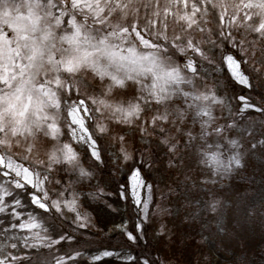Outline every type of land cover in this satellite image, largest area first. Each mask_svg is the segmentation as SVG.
I'll return each mask as SVG.
<instances>
[{
	"label": "snow or ice",
	"instance_id": "obj_1",
	"mask_svg": "<svg viewBox=\"0 0 264 264\" xmlns=\"http://www.w3.org/2000/svg\"><path fill=\"white\" fill-rule=\"evenodd\" d=\"M261 76L264 0H0V264H157L132 247L161 208L143 152L119 189L136 217L135 231L113 229L128 251L72 248L94 226L90 202L112 209L93 184L108 165L101 139L113 137L125 167L135 157L124 129L149 149L154 137L170 167L194 160L203 178L185 176V199L219 217L225 205L208 185L264 158V97L233 95L232 105L222 92L252 90ZM253 112L259 123L246 122ZM64 225L72 231L57 232Z\"/></svg>",
	"mask_w": 264,
	"mask_h": 264
},
{
	"label": "rangeland",
	"instance_id": "obj_2",
	"mask_svg": "<svg viewBox=\"0 0 264 264\" xmlns=\"http://www.w3.org/2000/svg\"><path fill=\"white\" fill-rule=\"evenodd\" d=\"M256 79L258 86L264 91V76ZM224 97L227 103L229 98ZM220 112L221 109L217 108L218 116ZM253 120L260 122L257 117L246 122ZM119 131L114 130V134ZM121 134L127 136L130 154L133 155L135 149L146 147L138 132L124 129ZM172 134L175 135V132ZM146 139L154 141L151 150L161 157L160 164L151 171L159 187L158 194L161 196L163 192L167 196L170 187L179 189L171 197L167 196L164 203L159 204L161 208H156L148 221L149 242L155 246L162 260L166 264H204L200 259L205 256L208 260L206 264H235L244 255V264H264V158H248L243 169L225 177L214 186L208 185L215 191L216 198L225 205L219 217L198 214L195 203L189 206L185 199L183 183L186 175L196 180L203 178L195 161H190L188 168L183 165L180 168L170 167L164 151L155 148V138L149 136ZM104 142L116 163L113 153L118 151V146L113 137L105 136ZM131 161L128 162V167L116 163L121 179L128 177ZM56 178L54 173L53 181ZM96 183L94 180L93 184ZM218 219L222 228L218 227ZM114 228L108 233L112 238L118 234L113 232ZM89 230L99 231L95 224Z\"/></svg>",
	"mask_w": 264,
	"mask_h": 264
},
{
	"label": "trees",
	"instance_id": "obj_3",
	"mask_svg": "<svg viewBox=\"0 0 264 264\" xmlns=\"http://www.w3.org/2000/svg\"><path fill=\"white\" fill-rule=\"evenodd\" d=\"M259 55V54H258ZM223 76V73L221 74ZM258 81L256 78L253 79V89H244L240 86H236L235 88L228 86L223 92L222 95H228L229 99L232 102V105H235L238 103L237 100H233V95L239 96L244 95L251 98L253 102L259 103L260 98L264 97V91L260 89V86H258ZM227 84L226 79L221 80L222 88L224 85ZM260 118L259 114L252 113L249 117L246 118L247 120H250V118ZM101 146L105 149L107 155L105 156V159L108 161L107 167L103 169L102 172L97 173V181L100 182V186L103 187L107 192L110 193V195L107 197L108 201L112 205V209H115L113 211L112 209H106L103 207V202H100V204H96L94 202H90L91 207L87 210L88 214L93 217V222L98 232H92L90 230H82L79 232H75L74 235L77 237V241L72 242V248H76L79 250L84 251L85 257H88L89 254L94 255L97 250H103L104 248H117L120 251L127 252L128 251V244H125L124 241L126 240V237L120 235L119 233L116 234L112 239H108L109 237V230H111L116 225L121 224L122 222H128V227L130 230L135 231V223H136V217L135 213L132 211V209L128 206V204L122 200L119 196V189L121 183H127V179L123 178L121 179L117 173V165L113 162L111 159V156L106 148V145L103 142V139L100 141ZM144 153V159L147 163H151V167L145 166L142 170V174L145 176V178L149 181V183H153L155 186V200L156 204H160L161 202L164 203L167 199V196L162 199V197L158 194V185L156 184L151 171L154 167H156L157 164H160L161 157L159 155H156V152L152 151L151 149L147 147H141L139 149L134 150L133 156L135 157V160L131 161V166H138L139 160H140V153ZM130 174V172H129ZM247 180V177L244 178V181ZM53 183H49L48 187L53 189ZM156 206L153 205L152 213L150 214V218L152 215L156 212ZM4 221V217L0 216V223ZM66 230L68 232H71L72 229L68 228L67 225L64 226H58L57 232L61 230ZM144 232H145V239L140 242V246H132L137 253H143L150 255L154 260H156L157 264H166L163 258H161L160 254L158 253L155 246L149 242V224L144 225ZM3 239L2 234H0V240ZM130 243V242H129ZM61 250V254L66 251H71L72 248H69L67 243L63 244V246H57ZM19 255H24L28 250L25 249L24 251H21L20 249L14 250ZM55 251V250H54ZM253 258V257H251ZM249 258V259H251ZM243 260H245V256L242 255L235 264H244ZM254 260V258H253ZM204 264L208 262L207 258L202 257L200 259ZM106 264H120L118 260L115 258H110L106 261Z\"/></svg>",
	"mask_w": 264,
	"mask_h": 264
}]
</instances>
